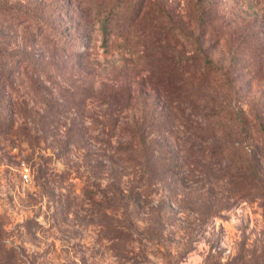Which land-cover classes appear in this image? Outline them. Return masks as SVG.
I'll use <instances>...</instances> for the list:
<instances>
[{
    "label": "rangeland",
    "instance_id": "obj_1",
    "mask_svg": "<svg viewBox=\"0 0 264 264\" xmlns=\"http://www.w3.org/2000/svg\"><path fill=\"white\" fill-rule=\"evenodd\" d=\"M107 1L0 0V264H264V0Z\"/></svg>",
    "mask_w": 264,
    "mask_h": 264
},
{
    "label": "trees",
    "instance_id": "obj_2",
    "mask_svg": "<svg viewBox=\"0 0 264 264\" xmlns=\"http://www.w3.org/2000/svg\"><path fill=\"white\" fill-rule=\"evenodd\" d=\"M106 1V0H105ZM132 0H108L106 4L110 5V9L114 10L118 7H124L130 8L133 6ZM126 2V4H124ZM100 7L105 6L104 2L99 5ZM7 11H13L14 8L11 6H7L5 8ZM30 10V9H27ZM18 12V11H17ZM21 15V14H20ZM36 15H34V18ZM105 23V27H107L108 21L103 20ZM108 33V32H107ZM183 46H186L188 44H182ZM192 50L191 53L188 55H169L167 54L163 48L161 50H158V48L154 51L156 55H158L155 59V62L151 68V75L156 77L158 80V84L166 86V83L169 85H175L179 83L177 81V76L181 77L180 79H183V75L186 72H193L195 74L194 69L201 70L203 68V64L205 68L212 66V62L208 60L207 58V49L203 48L202 44H192ZM198 70V71H199ZM180 72V73H179ZM163 86V87H164ZM137 125V124H136ZM129 126L126 125L124 129H126L130 134V139L126 143H120L117 147L118 152L120 153V157L125 159V157H128L130 159H136L134 155L138 156L141 155L140 158L137 160V163H139V167H146L147 161L149 158L146 157L149 153H152L150 150V147L148 146V143L146 142V136L145 131L142 130V128L138 125L136 128H128ZM139 137L138 140H134L135 137ZM166 157H168V154H166ZM127 158V159H128ZM126 159V160H127ZM174 160L172 159V165L174 164Z\"/></svg>",
    "mask_w": 264,
    "mask_h": 264
},
{
    "label": "built area",
    "instance_id": "obj_3",
    "mask_svg": "<svg viewBox=\"0 0 264 264\" xmlns=\"http://www.w3.org/2000/svg\"><path fill=\"white\" fill-rule=\"evenodd\" d=\"M23 176H24L25 179H27L28 178V172H24Z\"/></svg>",
    "mask_w": 264,
    "mask_h": 264
}]
</instances>
